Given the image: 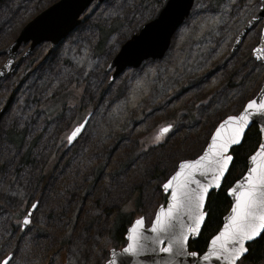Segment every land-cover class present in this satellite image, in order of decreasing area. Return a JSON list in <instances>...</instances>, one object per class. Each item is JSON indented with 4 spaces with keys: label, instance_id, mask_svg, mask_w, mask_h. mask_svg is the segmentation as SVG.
I'll use <instances>...</instances> for the list:
<instances>
[{
    "label": "rangeland",
    "instance_id": "rangeland-1",
    "mask_svg": "<svg viewBox=\"0 0 264 264\" xmlns=\"http://www.w3.org/2000/svg\"><path fill=\"white\" fill-rule=\"evenodd\" d=\"M52 1L0 0V67L7 45ZM162 1L95 2L56 49L41 44L0 79V109L11 99L0 121V260L105 264L125 244L110 240L118 213L144 216L149 226L179 162L199 156L217 123L264 85V64L253 56L263 23L232 51L260 0H195L162 59L110 82L108 65ZM103 29L113 30L105 40ZM88 115L69 146L68 134ZM11 132L19 147L7 140Z\"/></svg>",
    "mask_w": 264,
    "mask_h": 264
},
{
    "label": "water",
    "instance_id": "water-1",
    "mask_svg": "<svg viewBox=\"0 0 264 264\" xmlns=\"http://www.w3.org/2000/svg\"><path fill=\"white\" fill-rule=\"evenodd\" d=\"M107 1L109 0H58L43 11L39 12L32 20L24 25V27L20 30L18 36L7 45L4 52L6 55V60L0 67V79L12 78L22 62L26 60L41 44L48 43L51 48L50 51L56 49L82 24V16L93 3L97 2L99 5H101ZM194 3L195 0H163L161 7L155 11L153 17L143 25H141L138 32L132 34L130 39L123 44L119 53L108 65L107 71L109 73L110 71H114L113 74L111 73L110 82H112L115 78L120 76L129 68H139L145 61L149 59H162L165 56L166 52L169 50L174 35L183 25L185 20L190 16ZM259 22L263 23L262 36L258 46L253 50V56L258 62L264 64V0H260V6L257 12L246 23L245 27L238 34L232 51H235L238 48L246 35ZM23 48H25V50L21 52ZM251 100H255L257 104H259L261 100H264V85L262 86L258 94ZM10 103L11 99L9 98L6 101L5 105L0 109V121L6 114ZM247 103L241 111L244 110ZM227 117L222 119V121L216 126L207 145L199 156L193 159H186L182 161H196L199 157L208 152L209 146L212 144V137L216 134V129ZM89 119L90 115H88L81 123L84 125V127L81 129L80 133H78V135L72 140V142L70 143L68 140L69 146H72L83 134L89 122ZM249 119L250 126L246 129V134L253 126H257L261 135L260 144L256 151L248 158L247 169L245 173L230 188H237V182L243 183L245 181V177L249 173L250 168L260 162V157H257V160L253 161L252 156L256 155L261 150L260 145L264 144V118L259 116V114L253 112V116H251ZM253 120L255 121L254 123L252 122ZM165 128L167 129V131H162V129ZM162 129L160 132L164 135L172 129V126H166ZM229 132L230 130L228 128H225L222 130L221 135L227 137ZM241 145L242 144L231 145L229 147V152L226 154L233 156V149L240 147ZM212 160L213 156L209 155L208 158L197 167L207 168L208 164ZM182 161L179 162L176 170L167 178V180L171 176H173L176 171L179 170V165ZM233 162L234 156L233 160L229 162V166L225 172V176L221 179L220 186L213 187L212 193L220 191L226 177L230 172ZM187 171L192 172L195 178L201 181V183L214 184V181H212V173L201 175L199 171H196L194 169H188ZM167 180L163 183V185L167 182ZM181 181H183V177L181 178ZM163 185L161 189L163 191V194L166 195V202L159 205L150 225H146L144 216L134 218L126 228V232L124 235L125 244L121 248H112L110 250L109 259L105 264H162V261H166L168 257L171 256V253L151 251L149 249L153 247L159 248L166 246L167 235L163 237L164 243L160 245H153L151 239H144L145 237H154L156 235V233L152 232V225L156 220L157 214L161 212V209H163L164 217H166L168 219V222L171 223L173 233H187L188 240L185 242L184 251L186 253L192 252L190 251L189 244L191 241L198 240L207 220L206 215L205 220L200 223L198 232L192 233L188 231L190 227L194 226L196 218L197 209L193 193L198 186L195 183H192L189 184L187 188L178 190V200L180 203L176 208L173 209L172 217L168 218L167 214L169 205L173 203V201L171 190H165ZM229 189L227 191V195L231 200V208L229 212L224 216L222 227L215 236L219 235L220 232L225 230V226L230 223L229 218L233 215L232 208L235 204V195L233 193H230ZM179 192H185L188 194V196H181L179 195ZM189 197H191V199H189ZM35 205H37V203H35ZM36 208L32 207L23 217L21 221L22 231H25L26 228L30 225L32 216ZM25 217L28 218L27 223H25ZM138 219L143 220L142 225H136V221ZM133 228H136L135 233H133L132 231ZM133 235L137 237L136 248L138 250L134 252H125L124 249L127 248L129 243L133 242L130 239V237H132ZM213 237L209 241L205 252L198 253L197 251H195L197 252L196 257H193L190 254L177 256L174 258L173 264H229V262L223 257L218 258L211 255ZM141 245H145L146 248L144 250H139ZM248 253L249 251L245 254V256L241 258V260L245 259ZM205 254L209 255V259L207 261L204 260ZM12 257V255H9L5 259L11 260Z\"/></svg>",
    "mask_w": 264,
    "mask_h": 264
},
{
    "label": "snow or ice",
    "instance_id": "snow-or-ice-1",
    "mask_svg": "<svg viewBox=\"0 0 264 264\" xmlns=\"http://www.w3.org/2000/svg\"><path fill=\"white\" fill-rule=\"evenodd\" d=\"M253 110V111H249ZM253 112L259 114L264 118V100L259 104L255 100H250L243 111L238 115L228 116L216 129V134L212 137V144L209 146V151L196 161H182L179 165V170L171 176L163 185L165 190H171L172 201L169 205L167 217H172V211L179 205L178 190L185 189L189 184L195 183L198 187L194 190V198L196 201V218L194 226L190 227L188 231L196 233L199 231L200 223L205 220L207 209L210 206L212 198L213 187H219L221 179L225 176L228 169L229 162L233 160L232 155H227L231 145H240L243 143L246 136V129L250 126V117ZM255 122L254 120L252 121ZM84 127L83 124L77 125L69 134L68 140H72L80 133ZM230 130L227 137L221 135L223 129ZM167 131V129H162ZM260 151L252 156V160L256 161L260 157V162L251 167L248 175L245 177L243 183L237 182V188H230L229 192L235 195V204L232 208L233 215L229 218L230 223L225 226V230L219 235L213 237L211 255L216 257H223L229 264H242L241 258L249 251L248 245L257 244L264 240V144L260 145ZM209 155L213 156V160L208 164L207 168H198ZM188 169L199 171L201 175L212 173V183H201L197 180L192 172ZM183 177V181L181 178ZM175 182V186H174ZM179 195L187 197L185 192H179ZM191 199V197H189ZM36 208L37 205H32ZM28 218L25 217V223ZM143 220L138 219L136 225H142ZM133 233L136 228H133ZM152 232L156 233L154 237H145L144 239H151L153 245H160L164 243L163 237L167 235V244L164 247H153L149 250L159 251L163 253H171L166 261L162 264H173V260L177 256L191 255L197 256V252L192 251L186 253L184 251L185 242L188 240V235L185 232L175 234L172 231V225L168 219L163 215V209L157 214L156 220L152 225ZM133 241L129 243L125 252H134L136 248L137 237L133 235L130 237ZM145 245H141L139 250H144ZM209 255H204V260L207 261ZM0 264H11L10 259L0 260Z\"/></svg>",
    "mask_w": 264,
    "mask_h": 264
},
{
    "label": "trees",
    "instance_id": "trees-1",
    "mask_svg": "<svg viewBox=\"0 0 264 264\" xmlns=\"http://www.w3.org/2000/svg\"><path fill=\"white\" fill-rule=\"evenodd\" d=\"M55 1L56 0L48 3V5H50ZM111 33H113V30H108V32H106L105 29H103L102 34L106 35L104 37V40L108 35L110 36ZM45 112L47 116H50L51 114L54 113V111H52L50 107L46 108ZM211 134L212 131L209 137L211 136ZM7 140L17 147H19L22 142V139L19 136H14L12 132L11 134L10 133L8 134ZM260 140H261V135L259 133V129L257 126H253L247 132L242 145L240 147L233 149L232 151V154L234 156L233 165L220 191L212 193L210 206L207 209L206 223L203 227V230L198 240L190 242L189 244L190 251H197L198 253L205 252L211 238L215 236L222 227L223 218L231 208V200L227 195V191L245 173L247 169V160L258 148L260 144ZM163 200H166L165 195H163L162 197V201ZM129 223H131L130 215L119 212L115 220V225L113 227L114 230L112 232V239H110L114 241L115 246L121 244V241L124 240L126 228L129 225ZM65 243L67 245V240L65 241ZM248 247H249V253L245 258L247 262H249L250 264H260L264 262V240H261L257 244H251Z\"/></svg>",
    "mask_w": 264,
    "mask_h": 264
},
{
    "label": "flooded vegetation",
    "instance_id": "flooded-vegetation-1",
    "mask_svg": "<svg viewBox=\"0 0 264 264\" xmlns=\"http://www.w3.org/2000/svg\"><path fill=\"white\" fill-rule=\"evenodd\" d=\"M83 120H84V119H83ZM83 120H82V121H83ZM82 121H81V122H82ZM81 122H80V123H81ZM68 135H69V134H68ZM67 137H68V136H67Z\"/></svg>",
    "mask_w": 264,
    "mask_h": 264
}]
</instances>
